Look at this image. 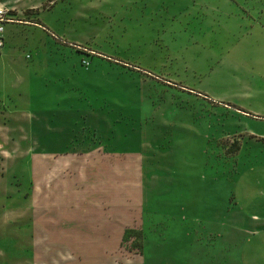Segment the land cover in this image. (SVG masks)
<instances>
[{
    "label": "rangeland",
    "instance_id": "rangeland-1",
    "mask_svg": "<svg viewBox=\"0 0 264 264\" xmlns=\"http://www.w3.org/2000/svg\"><path fill=\"white\" fill-rule=\"evenodd\" d=\"M42 1L0 0L13 21L0 59V264H244L250 228L224 195L239 142L222 139L233 129L223 111L183 88L204 86L198 71L229 47L213 18L234 29L245 14L226 20L228 0L202 12L180 0ZM39 15L61 33L55 44L24 26ZM210 175L222 181L217 213L197 195Z\"/></svg>",
    "mask_w": 264,
    "mask_h": 264
},
{
    "label": "crops",
    "instance_id": "crops-1",
    "mask_svg": "<svg viewBox=\"0 0 264 264\" xmlns=\"http://www.w3.org/2000/svg\"><path fill=\"white\" fill-rule=\"evenodd\" d=\"M180 1L193 5V9L202 12L204 11V6L196 5H210L211 2L224 0ZM262 1L263 0H257L254 3H252L251 0H245V3L238 0L226 1L237 8L235 13L230 12V14L226 15L227 18L225 19L229 20L232 18L237 21L239 14L241 15V13H244V19L248 18L249 20L248 24L243 27L238 22L240 27L233 29V22H231L227 29H222L220 25L222 15L214 17L213 27L216 30L231 32L230 35L225 36L226 43L229 47L224 50L223 54L225 55L216 56L215 63L209 64L207 72L198 71L199 75L206 78L204 86L199 85L194 89L183 88L184 91L195 98V102L198 105L211 106L214 112L216 110L223 111L224 113L222 115H226L225 124H228L233 129L230 134H225L222 139L227 141L236 139L239 142L240 150L239 152L237 151L236 155L237 168L235 176L232 180H227L230 189L224 195L228 197L234 211L240 212L239 215L245 222V228H250L247 230L249 234L243 242L244 251L241 252L244 264H264V7L258 6L263 3ZM29 2H37V0H28L26 4L29 5ZM247 2H250L252 5H248ZM38 3L42 4L43 1L41 0L40 2V0H38ZM34 7L35 6L31 5L28 8L35 9ZM218 8L220 9V6H218ZM208 9L212 8L210 7ZM233 14H237V16ZM39 16L40 22H27L24 26L41 31L44 33L45 38L48 39V42H53V44H55L56 39H59L57 36L61 33L53 32L43 23L42 15ZM235 32L238 34H235ZM237 35H239V37H237ZM230 37H234L235 39L231 41ZM234 49L243 53L239 54L237 60H235L233 56L227 58ZM6 54L7 51L4 49L0 54V59L3 60ZM252 54L257 60L253 65L250 63L249 66ZM255 65H257V67H255ZM258 65H262L263 71L260 70ZM225 67H227L230 73H226L225 77H219V75H221L220 71ZM5 68L7 69L6 66ZM26 68L29 69L30 67L27 66ZM32 68L36 69V66H32ZM4 74L6 75L7 71ZM207 78L208 80H212V87L207 83ZM8 109L12 114L13 111L11 109L13 108ZM257 124L263 125L259 128L255 126ZM258 129H260V131ZM239 138L241 139L239 140ZM219 142H221V140ZM247 147H250L252 151L243 155ZM140 163L142 164L141 157ZM203 165H206V160L203 161ZM193 176L192 174H185L183 177L182 185L187 190H189L190 187L189 182L191 179L189 178H193ZM198 178L203 187L201 193H197V195L201 197L212 195L214 198L212 200L214 205L202 201L201 205L203 208L201 210L203 212L217 213L221 208H218V203H215V197L216 194L221 195L219 192L222 185L221 178L219 176L216 177V175H210V178L206 176H198ZM142 180L143 177L140 179L141 185L139 193L140 191L142 193L143 190ZM212 181L213 184H211ZM207 185H209L212 190L209 193L206 192L207 188L205 187ZM191 188L194 190L193 185ZM190 192L192 193V191ZM194 195L195 193L191 196ZM184 209V212H186L187 210L185 207ZM196 210H198V204L195 207V211ZM193 219L198 223L201 222L198 217ZM157 249L159 248L157 247Z\"/></svg>",
    "mask_w": 264,
    "mask_h": 264
},
{
    "label": "built area",
    "instance_id": "built-area-1",
    "mask_svg": "<svg viewBox=\"0 0 264 264\" xmlns=\"http://www.w3.org/2000/svg\"><path fill=\"white\" fill-rule=\"evenodd\" d=\"M9 14L10 11L8 9L0 8V52L5 48L4 25L13 23L12 20L7 18Z\"/></svg>",
    "mask_w": 264,
    "mask_h": 264
}]
</instances>
